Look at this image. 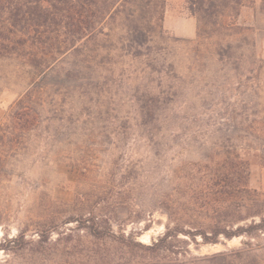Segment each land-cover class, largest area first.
Segmentation results:
<instances>
[{"label": "rangeland", "instance_id": "obj_1", "mask_svg": "<svg viewBox=\"0 0 264 264\" xmlns=\"http://www.w3.org/2000/svg\"><path fill=\"white\" fill-rule=\"evenodd\" d=\"M222 26L197 42L162 22L139 45L118 34L100 67L52 86L24 88L0 61V264H264L256 207L213 193L240 168L264 206L260 0ZM26 94L36 114L14 129Z\"/></svg>", "mask_w": 264, "mask_h": 264}, {"label": "trees", "instance_id": "obj_2", "mask_svg": "<svg viewBox=\"0 0 264 264\" xmlns=\"http://www.w3.org/2000/svg\"><path fill=\"white\" fill-rule=\"evenodd\" d=\"M167 1L0 0V61L12 66L15 81L27 89L52 86L55 78L59 77V72L66 71L65 76H76L83 71L92 72L94 68L100 67L102 62L99 59V51L104 48L101 42L112 40L121 33L133 44L147 41L151 37L154 24L163 22ZM182 1L188 5V11L196 19V42L203 35L204 26L211 34L218 33L223 27V20L237 18L239 10L252 2ZM260 11L264 13V0H260ZM65 65L68 67L65 68ZM24 97L20 95L16 100L11 125H15L14 129L26 128L30 115L36 114L30 95L26 94ZM153 109L156 108L153 106ZM245 172L235 167L233 174L237 180L228 184H225L223 173H220L213 184V193L232 200L244 197L245 202L250 204L249 208L256 207L248 217L259 219L258 223L251 222L248 229L262 230L264 206L257 200V194L251 191L246 183L240 182L243 179L241 174L245 175ZM86 222L89 223L90 219L82 220L83 227H90L85 226ZM249 233L239 227L232 233L214 231L213 239L206 238L205 233L199 235L206 243L216 244L220 234L230 239ZM0 250L8 249L4 243H0Z\"/></svg>", "mask_w": 264, "mask_h": 264}, {"label": "crops", "instance_id": "obj_3", "mask_svg": "<svg viewBox=\"0 0 264 264\" xmlns=\"http://www.w3.org/2000/svg\"><path fill=\"white\" fill-rule=\"evenodd\" d=\"M162 27L176 37L193 39L196 36L197 23L193 16H177L172 10H167Z\"/></svg>", "mask_w": 264, "mask_h": 264}]
</instances>
